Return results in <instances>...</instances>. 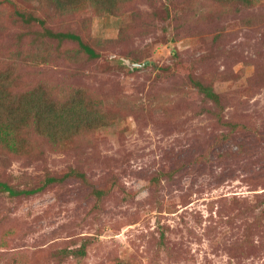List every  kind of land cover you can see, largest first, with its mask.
Returning a JSON list of instances; mask_svg holds the SVG:
<instances>
[{
	"label": "rangeland",
	"instance_id": "obj_1",
	"mask_svg": "<svg viewBox=\"0 0 264 264\" xmlns=\"http://www.w3.org/2000/svg\"><path fill=\"white\" fill-rule=\"evenodd\" d=\"M44 6L0 0V44L46 49L32 80L60 96L88 90L118 118L64 148L30 133L23 156L0 149L13 190L56 179L31 195L0 191V264H264V0H128L46 24L97 59L14 15L54 14ZM83 243V257L70 254Z\"/></svg>",
	"mask_w": 264,
	"mask_h": 264
},
{
	"label": "trees",
	"instance_id": "obj_2",
	"mask_svg": "<svg viewBox=\"0 0 264 264\" xmlns=\"http://www.w3.org/2000/svg\"><path fill=\"white\" fill-rule=\"evenodd\" d=\"M26 2L37 1L40 5H48L53 8L54 14L47 9L44 15L37 10L24 12L15 10L17 20L25 26L36 24L43 27L41 36L44 40L55 41L61 47L62 43L75 42L78 46V55L85 54L90 59H97L99 54L90 48L83 39L72 32H54L46 27L49 21L58 19L61 16H69L87 8H94L96 11L108 10L111 13L120 12L121 6L128 0H23ZM255 0H223V2H242L243 4H254ZM50 13H49V12ZM2 26L0 24V31ZM1 42V41H0ZM40 50V51H39ZM35 48L33 52L10 50L3 48L0 44V149L5 150L9 155H24L25 138L21 135L35 133L37 136L45 137L55 148L67 147L73 138L82 136L83 132L88 133L95 129L109 127L118 114L111 106L109 110L106 100L96 98L88 90L81 88L69 89L66 94L60 96L58 93L60 85H52L48 81H34L30 76H36L29 69L46 63V56L40 53L49 52L41 47ZM119 64H124L122 61ZM136 63L126 64L132 71H136ZM27 69V70H26ZM30 73V75H27ZM26 76V78L24 77ZM191 85L202 94L207 100L219 105V97L214 90L203 85L191 77ZM32 82L34 84H32ZM33 85L32 87H29ZM107 110L111 111L108 112ZM114 110V111H113ZM21 133V134H20ZM77 175L84 180L82 174L70 172L65 176ZM56 182L55 178H48L43 186L36 190L16 191L0 182V191L7 192L10 196L31 195L45 186ZM96 198L103 195L100 189H92ZM83 243L80 248L72 250L71 255L83 257L85 247ZM113 264H122L117 261Z\"/></svg>",
	"mask_w": 264,
	"mask_h": 264
}]
</instances>
